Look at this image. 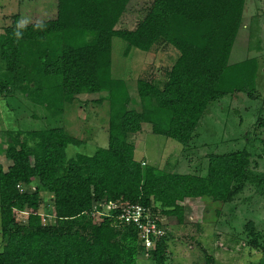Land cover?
I'll list each match as a JSON object with an SVG mask.
<instances>
[{
	"label": "trees",
	"instance_id": "16d2710c",
	"mask_svg": "<svg viewBox=\"0 0 264 264\" xmlns=\"http://www.w3.org/2000/svg\"><path fill=\"white\" fill-rule=\"evenodd\" d=\"M129 1L56 0L54 19L22 25L15 15L0 32L4 69L33 103L60 116L76 96L106 93L110 111L107 147L91 156L67 159L66 148L83 142L62 128L5 133L0 264H136L145 250L127 234L137 232L117 221L118 209L98 223L86 216L101 204H139L182 224L183 203L199 199L215 220L242 190L245 150L210 155L205 176L176 174L136 161L134 145L119 135L149 124L153 134L185 146L211 102L234 93L254 97L258 60L229 63L246 0H153L132 30L118 29ZM115 37L126 52H147L158 39L178 52L163 88L137 82L139 110L128 108L126 83L111 75ZM40 192L52 196L54 225L43 224ZM252 226L248 245L264 264V232ZM145 252L152 264H165L166 237ZM206 264H214L211 257Z\"/></svg>",
	"mask_w": 264,
	"mask_h": 264
},
{
	"label": "rangeland",
	"instance_id": "374dc122",
	"mask_svg": "<svg viewBox=\"0 0 264 264\" xmlns=\"http://www.w3.org/2000/svg\"><path fill=\"white\" fill-rule=\"evenodd\" d=\"M152 1L130 0L117 28L132 30ZM15 15L22 25L54 19L56 0H0V32L10 25ZM126 47V42L120 38L112 39L111 75L126 83L131 98L128 108L139 110L137 82L144 80L163 88L178 52L162 39L147 52L135 48L126 52ZM247 58L258 60L254 97L234 93L211 102L187 145L153 134L149 124H142L136 134L119 135L134 145L136 161L176 174L205 176L210 155L242 150L249 155L242 190L232 202L221 207L215 220L207 215L205 204L199 199L183 203L186 209L182 224L155 213L166 237L165 264H206L207 257H211L214 264H258L261 260L260 250L248 245L250 233L246 226L251 222L252 230L259 234L264 232V0L245 1L229 63ZM21 90L22 85L6 73L0 60V164L4 169L9 164L3 156L7 131L62 128L83 142L66 148L67 159L78 154L91 156L98 148L107 147L110 111L106 93L80 94L72 104L65 106L60 116H52ZM35 188L36 183L29 191L34 192ZM39 197L43 224L54 225L51 194L40 192ZM99 208L100 211L95 209L88 214L85 221L98 223L103 220L102 214L111 213L105 204ZM127 234L135 237V246H141L136 234ZM1 245L0 227V250ZM145 251L136 257V264H152Z\"/></svg>",
	"mask_w": 264,
	"mask_h": 264
},
{
	"label": "built area",
	"instance_id": "2783aa9c",
	"mask_svg": "<svg viewBox=\"0 0 264 264\" xmlns=\"http://www.w3.org/2000/svg\"><path fill=\"white\" fill-rule=\"evenodd\" d=\"M20 188V187H19ZM108 210L118 209L117 221L137 232L139 243L144 250H152L156 241L164 235L162 224L148 209L137 204H107ZM109 214L102 216H108Z\"/></svg>",
	"mask_w": 264,
	"mask_h": 264
}]
</instances>
